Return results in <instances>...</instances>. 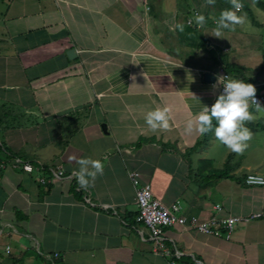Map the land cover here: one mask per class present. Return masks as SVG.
Returning <instances> with one entry per match:
<instances>
[{
	"label": "crops",
	"instance_id": "crops-1",
	"mask_svg": "<svg viewBox=\"0 0 264 264\" xmlns=\"http://www.w3.org/2000/svg\"><path fill=\"white\" fill-rule=\"evenodd\" d=\"M212 9L206 0H0V224L13 226L0 234V264H166L135 221V187L145 184L165 205L179 201L201 220L262 213L237 223L229 238L167 227L163 235L182 252L181 264L189 256L194 264H264V186L199 169L216 159V169L228 167L233 177L258 172L251 162L229 166L227 148L210 155L212 132L210 139L185 132L220 94L224 64L232 79L264 96L260 35L244 34L245 15L235 31L215 37L221 13ZM201 36L208 42L201 45ZM165 106L169 130L151 131L146 113ZM249 111L257 116L246 124L257 134L252 142L262 140L256 147L264 150V112ZM73 158L101 160L103 174L81 188ZM58 168L61 178L39 182Z\"/></svg>",
	"mask_w": 264,
	"mask_h": 264
},
{
	"label": "clouds",
	"instance_id": "clouds-1",
	"mask_svg": "<svg viewBox=\"0 0 264 264\" xmlns=\"http://www.w3.org/2000/svg\"><path fill=\"white\" fill-rule=\"evenodd\" d=\"M229 3L232 8L222 11L215 23L213 30L215 37H221L224 30L235 31L236 26L243 25L246 21L245 15L237 14L243 8L241 0H229ZM214 4L215 0H206V5ZM205 22L204 15L200 13L195 15V23L198 26L203 27ZM175 28L183 32L185 26L178 23ZM222 78V93L217 96L211 107L203 106L195 119L186 122L185 132L188 134L196 132L200 135L212 132L216 140L230 152L242 155L253 137L252 130L246 124L257 119V116L249 111L250 106L254 105L257 113L264 112V107L256 99L257 90L253 84L229 77ZM194 99L197 100L196 97ZM171 111V107L168 106L148 111L144 117L147 127L153 132L169 130ZM73 159L79 165V169L74 171V176L81 188L90 187L96 177L103 174L104 163L101 160Z\"/></svg>",
	"mask_w": 264,
	"mask_h": 264
},
{
	"label": "built area",
	"instance_id": "built-area-1",
	"mask_svg": "<svg viewBox=\"0 0 264 264\" xmlns=\"http://www.w3.org/2000/svg\"><path fill=\"white\" fill-rule=\"evenodd\" d=\"M191 20L188 19V23ZM230 77L229 73L221 70V84L220 94L223 91V78ZM256 99L260 104L264 103V96L256 94ZM14 166H20L24 171L32 172L34 167L28 162H20L15 160ZM36 169H41L36 167ZM49 176H42L39 178L40 183H48L52 179H59L64 175V171L61 168L49 169ZM131 179L134 180V172L130 173ZM244 183L249 186H263L264 176L257 173H249L245 176ZM87 200L89 198L87 197ZM135 204L137 207V213L135 215V221L138 226H142L138 232L140 233L142 240H148L151 242L154 252H159L166 258V264H181L182 252L178 250L174 244H167V238L163 235L164 229L172 225H179L181 227L191 228L203 233L212 235L223 234L226 238L231 236L237 223L246 221L250 218H258L262 216V213H254L247 217H239L235 215L219 216L212 215L207 219H199L197 216H187L183 213L182 204L179 201L173 202L171 205H165L159 198H157L150 185H139L135 187ZM217 210H221L220 206H215ZM142 228L148 232V237H143ZM13 226L9 223L0 224V234H9ZM5 252H10V246H5ZM56 254L46 255V258L52 260ZM201 264V263H199Z\"/></svg>",
	"mask_w": 264,
	"mask_h": 264
},
{
	"label": "rangeland",
	"instance_id": "rangeland-1",
	"mask_svg": "<svg viewBox=\"0 0 264 264\" xmlns=\"http://www.w3.org/2000/svg\"><path fill=\"white\" fill-rule=\"evenodd\" d=\"M240 13L242 15H246L243 11H240ZM255 14H256L255 15L256 19L260 23L259 25H262L261 28L259 27V25H256V27H253L252 24H254V23H251L250 20L247 18V21H248L249 24L248 25H243L245 27L243 32H244V34H246L247 36L249 35L250 37H251V35L254 36L255 34L260 35L261 43L259 41H257V44H258V47H259L257 50H259V51L261 50V53L264 54V51L262 52V48L264 50V24L262 22V21H264V12L263 11L261 13L256 12ZM256 54L258 55L259 60H260V57H261V56H259L260 52H257ZM262 92H264V88H260L259 89V93H262ZM251 128H253V127L251 126ZM256 133H259V132H256ZM209 134L210 133H207V134L203 135V138L210 139V135ZM253 136H257V134L253 133ZM260 141H262V140H259L258 142H256V145H255L254 142H252V139H251L248 142V144H249L248 148L245 150V152L242 154V156L241 155H237L235 153H232V152H230L228 150L226 152V156H225V158H226L227 154H230V156L228 158V165L229 166H236L237 162H238L239 165L241 164V162H244V161L245 162H251L252 166H253V168H251V170H255V172H258L257 174H259V172H261V174L264 175V171H260L262 169L264 170V156H262V155H264L263 145H262V147H256V146H259ZM207 148L209 150L210 155H212L214 158L220 157V154L224 153L222 151V149L224 151L226 149L225 146L223 147V145H221L219 143V141L216 140L215 136L213 138V144L209 145ZM256 149H257V153H256ZM255 154H256V157H255ZM225 158L223 159V161H225ZM214 161L213 162L211 161V164L209 165L210 167H208V168H216V167L218 168L220 166V164H216V162H217L216 159H214Z\"/></svg>",
	"mask_w": 264,
	"mask_h": 264
},
{
	"label": "trees",
	"instance_id": "trees-1",
	"mask_svg": "<svg viewBox=\"0 0 264 264\" xmlns=\"http://www.w3.org/2000/svg\"><path fill=\"white\" fill-rule=\"evenodd\" d=\"M241 3L243 4V8L241 9V11H244L246 13L247 17L251 20L252 23H254L255 25H258L259 22L256 19L255 15H254V13L252 11V8L256 7V8H259L261 11L264 12V0H241ZM212 7H214V9H212L214 12H219V13H221L222 11H224L226 9H231L232 8L231 4L229 3V0H215V4L212 5ZM185 20H186V18H185ZM188 24H190V23H188ZM186 30L188 32L193 33V34L195 33L196 37L198 38V34L195 32V29H193V27L191 25H188ZM199 42L202 45L204 43H207L208 41H207L206 38L201 36V39H200ZM212 53H213L212 49L208 50V54H210V58L212 57L211 56ZM229 65L228 64H226V65L224 64L225 70L228 73L232 72V71H230V67H227ZM233 71H235V70H233ZM213 124L215 125V121H213ZM210 164H211V161H209V160L208 161L207 160L206 161H201L200 162V169H199L200 171H199V173L202 174L206 170V171H209L207 173L209 178H210V176L212 178L231 177V178H236L237 180H242L244 182V179H245L246 175L244 177L242 176V177H239V178L238 177H233L232 175H229L228 167H225L224 169H216V168H206V167H204V165H210ZM204 173L206 174V172H204ZM189 257H183V258L187 260L186 262L188 264H194V261H192L191 258L189 259Z\"/></svg>",
	"mask_w": 264,
	"mask_h": 264
},
{
	"label": "water",
	"instance_id": "water-1",
	"mask_svg": "<svg viewBox=\"0 0 264 264\" xmlns=\"http://www.w3.org/2000/svg\"><path fill=\"white\" fill-rule=\"evenodd\" d=\"M73 52H74L73 49H70L69 52L67 53L68 56L70 57L71 55H74ZM203 77H204L205 81H207V82H211L215 78L214 75L211 72H208V71H205L203 73Z\"/></svg>",
	"mask_w": 264,
	"mask_h": 264
}]
</instances>
